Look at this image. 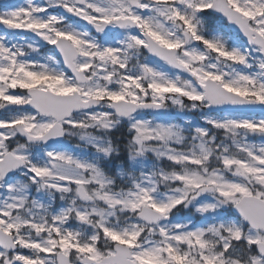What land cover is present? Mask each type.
<instances>
[{
    "label": "snow or ice",
    "instance_id": "obj_1",
    "mask_svg": "<svg viewBox=\"0 0 264 264\" xmlns=\"http://www.w3.org/2000/svg\"><path fill=\"white\" fill-rule=\"evenodd\" d=\"M0 26V264H264V116L237 114L264 113V0H8Z\"/></svg>",
    "mask_w": 264,
    "mask_h": 264
},
{
    "label": "rangeland",
    "instance_id": "obj_2",
    "mask_svg": "<svg viewBox=\"0 0 264 264\" xmlns=\"http://www.w3.org/2000/svg\"><path fill=\"white\" fill-rule=\"evenodd\" d=\"M43 1V0H42ZM35 2H37V3H39L40 2V0H38V1H35ZM212 25L214 26V27H216V28H220L221 26H219L220 25V23L218 22V21H213L212 22ZM219 26V27H218ZM224 28H225V26H224ZM227 28H225V30H226ZM227 31V30H226ZM229 35H234L232 32H229L228 33ZM170 112H171V114H172V116L175 118V122H177V123H183L185 120H192V121H196V122H198V123H200V124H203V120L201 119V115H202V113H201V111H196V112H191V111H185V112H179L176 108H174V107H171V110H170ZM203 113H205L204 111H203ZM12 113H7V114H5V115H3V117L1 118L0 117V119H5V118H7L8 116H10ZM205 114H207V113H205ZM215 116V115H214ZM256 119H259V118H256ZM126 132V131H125ZM120 135H122V134H117L116 136L118 137V136H120ZM251 139H254L257 143H259V137H252ZM66 143H69V144H71L73 147H74V145H75V141H66ZM25 251H27V250H25Z\"/></svg>",
    "mask_w": 264,
    "mask_h": 264
},
{
    "label": "flooded vegetation",
    "instance_id": "obj_3",
    "mask_svg": "<svg viewBox=\"0 0 264 264\" xmlns=\"http://www.w3.org/2000/svg\"><path fill=\"white\" fill-rule=\"evenodd\" d=\"M50 11H51L53 14H58V15H60V11H61V9H50ZM74 19H75V18L68 19V22L71 23ZM215 20H219V21H221V20H220L219 18H217V17H216ZM92 32H93V30H92ZM93 35H97V34H95V33L93 32ZM29 37H31V36H29ZM36 39H37V38H36ZM39 46H40V52H39V53H36L35 58L40 59V58H42V57H44V56H46V55H51V54H52V47H53V46H51V45H46V44H44L43 42H42V43L40 42ZM144 54H145V56H148L150 60H153V61H155V62H157V63L163 64V63L159 62L157 59H155L154 57H151L149 54H147L146 50H145V53H144ZM41 62H43V61H41ZM165 67L167 68V66H165ZM18 91H19V90H18Z\"/></svg>",
    "mask_w": 264,
    "mask_h": 264
},
{
    "label": "water",
    "instance_id": "obj_4",
    "mask_svg": "<svg viewBox=\"0 0 264 264\" xmlns=\"http://www.w3.org/2000/svg\"><path fill=\"white\" fill-rule=\"evenodd\" d=\"M5 2H7V0L3 1L2 3H5ZM0 28L3 29V26H0ZM10 107H15V106H10ZM1 111H3V110H1ZM212 112H222V111L215 110V111H212ZM237 113H240L239 110H237ZM243 113H250V112H243ZM251 113L264 115V113H261L259 110L255 111V112H251Z\"/></svg>",
    "mask_w": 264,
    "mask_h": 264
}]
</instances>
